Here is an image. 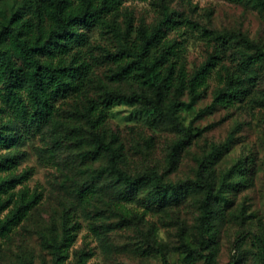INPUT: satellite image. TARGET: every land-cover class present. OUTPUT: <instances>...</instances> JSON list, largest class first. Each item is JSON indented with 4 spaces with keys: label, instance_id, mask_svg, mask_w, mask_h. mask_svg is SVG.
Instances as JSON below:
<instances>
[{
    "label": "rangeland",
    "instance_id": "obj_1",
    "mask_svg": "<svg viewBox=\"0 0 264 264\" xmlns=\"http://www.w3.org/2000/svg\"><path fill=\"white\" fill-rule=\"evenodd\" d=\"M170 3L183 16L209 29L236 36L244 34L264 46V10L253 0ZM16 4L17 0H0V6L8 12ZM127 10L134 14L135 25L140 16L151 21L155 14L149 0L128 1L117 17L120 30L125 28ZM108 36L112 38V32L98 28L90 31V49L95 54V60H91L93 78L115 84L108 74L116 64L105 59L104 48L115 49L117 43ZM169 36L179 41L182 60L190 73L211 54L219 55L217 65L208 73V86H200L205 88L204 95L193 98L187 91L181 95L183 103L177 118L183 129L157 123L148 110L126 102L109 108L107 120L98 125L86 107L91 99L98 98L97 86L81 95L70 91L53 98V113L40 127L35 123L25 125L8 110L18 119L25 141L17 148L0 150V154L9 151L19 155L17 168L4 170L0 166V175L8 176L13 170L16 174L29 171L23 181L13 182L9 190L14 195L1 216L13 207L24 188L29 194L39 193L40 199L11 232L0 237V264H22L26 258H32L34 264H52L53 254L46 239L61 237L65 218L78 226L63 264L75 263L82 250L87 251L85 264H207L204 258H188L182 250L171 249L181 240L195 244L192 233L198 231L200 212L194 196L161 203L154 198L153 185H145L135 195L126 197L122 181L98 173L108 164L106 153L92 160L81 155L95 146L100 134L106 135L107 141L115 137L113 146L121 153L118 165L127 174L157 173L166 183L198 179L200 161L206 157L218 180L222 172L245 159L242 184L228 194V216L217 223V264H234V259L238 264H263L253 235L264 239V70L243 61L242 52L254 50L237 40L223 46L197 29L173 31ZM227 72L239 76L248 91L241 101L218 105L200 114L212 103L215 88L224 85L220 73L225 76ZM116 86L131 91L136 85L118 82ZM31 112L29 109L28 114ZM179 139L186 144L177 167H173L170 148ZM228 140L230 149L215 158V146ZM0 194L3 200L10 198V192ZM151 244L170 247L166 261Z\"/></svg>",
    "mask_w": 264,
    "mask_h": 264
},
{
    "label": "trees",
    "instance_id": "obj_2",
    "mask_svg": "<svg viewBox=\"0 0 264 264\" xmlns=\"http://www.w3.org/2000/svg\"><path fill=\"white\" fill-rule=\"evenodd\" d=\"M128 1L136 0H17L9 12L0 6V150L17 148L24 143L25 135L21 132L18 119L25 125L35 123L40 127L53 113V98L70 91L81 95L92 86L98 87L99 96L91 99L90 105L86 107L98 125L107 120L109 108L126 102L148 110L157 123L183 129L177 118L183 103L181 95L185 91L193 98L204 95L205 88L200 89V86H208V73L217 65L219 55L211 54L190 73L186 62L182 60L184 57L179 41L169 36L173 31L197 29L201 35L223 46L225 42L237 40L254 50L251 53L242 52L243 61L264 70L263 45L244 34L236 36L227 31L209 29L183 16L181 11L171 6V0H149L154 17L148 21L142 15L136 25L134 14L127 10L125 28L120 30L116 26L117 17ZM253 1L264 10V0ZM94 28L106 33L112 32L113 37L108 36V39L117 43L115 49L104 48L105 59L116 64V68L108 74V78L115 84L107 83L102 78L98 81L93 78L94 62L91 60H95V54L90 49V31ZM215 51L220 53L218 49ZM220 75L224 85L215 88L212 103L202 109L200 114L218 105L241 101L248 91V85L239 76L228 72L225 76ZM118 82H130L136 86L129 91L116 86ZM29 109H32L30 115ZM8 110H12L18 119L9 115ZM114 141L115 137L107 141L106 135L100 134L95 146L83 151L81 155L92 160L106 153L109 156L108 164L101 167L98 173L110 174L122 181L126 197L135 195L145 185H153L151 190L154 198L161 203L166 200L178 202L194 196L200 212L198 231L192 233L195 244L181 240L180 244L171 249L182 250L188 258H204L207 264H217V223L228 216V194L238 190L242 184L240 178L246 160H238L222 172L218 180L208 166L209 159L206 157L200 161L198 179L186 183H166L157 173L132 176L122 170L118 165L121 153L113 146ZM185 144L184 139L172 144L169 154L173 167H177ZM230 146L229 140L215 146L212 155L219 158ZM18 158L19 155L9 151L1 153L0 166L4 170L16 169ZM28 171L16 174L13 170L8 176L0 175V193L10 192L7 201L0 194V237L11 232L28 215L30 209L39 203L40 194H29L24 188L20 190L13 207L1 216L14 195L9 190L14 186L13 182L23 181ZM77 226L76 222L70 224L68 218H65L61 237L54 236L53 241L46 239L53 254L52 264H63ZM253 237L264 264V239L256 235ZM151 247L160 252L166 261L169 246L151 244ZM86 256L87 251H80L77 261L72 264H85ZM233 261L238 264L237 259ZM22 264H34V261L26 258Z\"/></svg>",
    "mask_w": 264,
    "mask_h": 264
}]
</instances>
